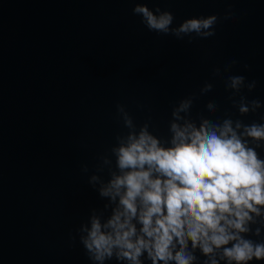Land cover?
<instances>
[{
    "label": "water",
    "instance_id": "water-1",
    "mask_svg": "<svg viewBox=\"0 0 264 264\" xmlns=\"http://www.w3.org/2000/svg\"><path fill=\"white\" fill-rule=\"evenodd\" d=\"M138 2L172 12V28L217 15L216 34L151 31ZM237 75L246 81L233 96L226 81ZM184 98L193 103L179 116L197 124L264 123V0H0V264H93L78 230L107 203L89 179H108L101 158L128 131L118 106L170 140Z\"/></svg>",
    "mask_w": 264,
    "mask_h": 264
},
{
    "label": "clouds",
    "instance_id": "clouds-1",
    "mask_svg": "<svg viewBox=\"0 0 264 264\" xmlns=\"http://www.w3.org/2000/svg\"><path fill=\"white\" fill-rule=\"evenodd\" d=\"M133 12L149 30L178 39L216 34L217 15L189 18L172 28L170 11L138 2ZM230 70L231 65L225 69ZM245 81L229 76L226 86L235 96ZM212 87L206 84L201 91ZM255 87L251 82L248 91ZM192 103L184 98L173 107L170 140L150 130L149 123L138 128L118 106L128 131L116 137L111 155L101 158L97 171L107 169L108 179L99 174L89 179L107 203L103 210L93 209L78 230L93 264L113 259L120 264H264V239L250 238L264 233L262 227L253 229L264 224V158L250 146V141L264 145V123L238 121L234 128L231 118L216 123L201 116L197 124L191 114L179 116ZM250 103L253 111L262 106L259 100ZM239 112L246 114L249 107L241 104ZM241 128L243 133L237 131Z\"/></svg>",
    "mask_w": 264,
    "mask_h": 264
}]
</instances>
